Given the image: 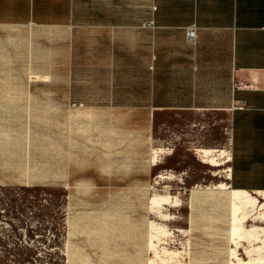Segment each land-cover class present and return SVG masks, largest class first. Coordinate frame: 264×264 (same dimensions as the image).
Here are the masks:
<instances>
[{"label": "crops", "instance_id": "0c3cea01", "mask_svg": "<svg viewBox=\"0 0 264 264\" xmlns=\"http://www.w3.org/2000/svg\"><path fill=\"white\" fill-rule=\"evenodd\" d=\"M32 104L70 120L65 155L83 133L123 163L130 197L170 161L206 164L199 149L219 150L230 189L264 192V0H0V117ZM75 214L64 264L149 263L146 216L141 232Z\"/></svg>", "mask_w": 264, "mask_h": 264}, {"label": "rangeland", "instance_id": "374dc122", "mask_svg": "<svg viewBox=\"0 0 264 264\" xmlns=\"http://www.w3.org/2000/svg\"><path fill=\"white\" fill-rule=\"evenodd\" d=\"M41 105L32 104L33 113L0 117V179L9 182L0 184V264H64L65 226L77 217L78 209L82 213L97 210L99 222L112 219L121 231V224L133 220L141 223L142 232L146 216L148 264L236 262L232 254L236 246L230 236V187L224 182L225 166L218 167L219 160L202 157L204 164L187 156L183 163L189 166L175 168L170 161L162 168L164 176H148L146 192L136 191L130 197L125 191L132 184L125 180L130 177L129 169L119 162L115 167L108 165L107 151L92 150L90 137L83 133L77 137V149H68L65 155L61 148L66 138L61 136L60 144V132L70 120L59 119L57 113L46 119ZM115 152L116 161H122ZM179 171L184 173L179 175ZM101 172L109 175L110 183ZM194 186L207 189L194 195ZM158 201L167 206L162 209L167 217L151 207ZM79 217L90 222L89 214ZM152 220L164 228V232H157L159 240L164 238L155 240L156 248L161 255L163 247L174 251L166 261L156 258L150 247ZM254 223L249 221L248 225ZM247 244L237 248L238 256L244 259Z\"/></svg>", "mask_w": 264, "mask_h": 264}, {"label": "bare ground", "instance_id": "6f19581e", "mask_svg": "<svg viewBox=\"0 0 264 264\" xmlns=\"http://www.w3.org/2000/svg\"><path fill=\"white\" fill-rule=\"evenodd\" d=\"M216 151L219 150L199 149L200 155L202 157H211L217 159ZM219 187L224 189V184H220ZM228 195L230 200V236L236 246L235 250L232 251L236 262L232 261L231 264H264V192H250L248 190L229 188ZM154 196H159V194H155ZM165 206L166 205H163L161 201L151 204V207L154 210L162 214L161 217L168 216L162 212V209L165 208ZM153 221L154 220H152L150 227L152 232L151 235H149L150 247L153 250V255L156 258L166 261L165 258L172 255L174 251L163 247V255H161L160 251L156 248L155 240H159V234L157 232H164V228L158 226L157 223ZM249 221H253L255 223L248 225ZM256 222H263V225H259ZM162 238L164 237H161V239ZM244 243H248L247 246L243 248V254H245L247 259H244L237 254V248L241 247V245Z\"/></svg>", "mask_w": 264, "mask_h": 264}, {"label": "built area", "instance_id": "2783aa9c", "mask_svg": "<svg viewBox=\"0 0 264 264\" xmlns=\"http://www.w3.org/2000/svg\"><path fill=\"white\" fill-rule=\"evenodd\" d=\"M187 38L190 42L194 43L196 40V28L194 26L187 29ZM238 86V84H236Z\"/></svg>", "mask_w": 264, "mask_h": 264}]
</instances>
